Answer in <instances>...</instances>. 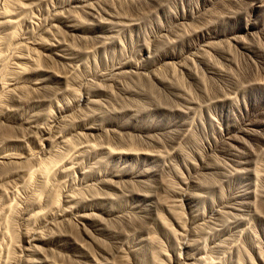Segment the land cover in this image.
<instances>
[{"label":"rangeland","instance_id":"1","mask_svg":"<svg viewBox=\"0 0 264 264\" xmlns=\"http://www.w3.org/2000/svg\"><path fill=\"white\" fill-rule=\"evenodd\" d=\"M0 264H264V0H0Z\"/></svg>","mask_w":264,"mask_h":264}]
</instances>
